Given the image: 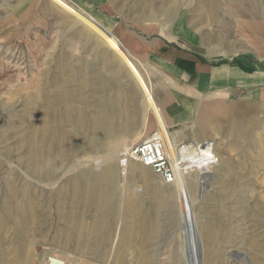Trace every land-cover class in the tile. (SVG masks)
Here are the masks:
<instances>
[{"label": "rangeland", "instance_id": "obj_1", "mask_svg": "<svg viewBox=\"0 0 264 264\" xmlns=\"http://www.w3.org/2000/svg\"><path fill=\"white\" fill-rule=\"evenodd\" d=\"M88 1L103 2L124 30L193 33L212 53L264 58V0ZM93 15L70 0H0V264H37L18 242L50 239L68 210L95 205L117 238L83 264H264V131L211 174L176 186L139 165L120 176V150L99 141L115 134L99 131L113 95L106 83L129 70L155 103L143 66ZM93 21L123 52L94 34ZM109 251L113 259H101Z\"/></svg>", "mask_w": 264, "mask_h": 264}, {"label": "crops", "instance_id": "obj_2", "mask_svg": "<svg viewBox=\"0 0 264 264\" xmlns=\"http://www.w3.org/2000/svg\"><path fill=\"white\" fill-rule=\"evenodd\" d=\"M70 2L94 13L93 16L104 21L108 31L115 29L113 35L143 66L146 73L143 77L155 103L153 106L149 103L129 70L127 76L112 77L114 82L106 84L114 86L105 90L113 95L110 94L108 108L100 110L99 131L115 134L100 138L102 146L121 152L154 132L166 130L172 145L211 140L219 157V167L228 162L236 145L250 148L254 146L251 141L261 138L260 133L264 131V58L212 53L204 49L202 41L193 33L191 37L184 33L176 39L158 28L124 30L107 14L103 2ZM116 170L119 174L117 162ZM103 174L96 175L103 178ZM94 207V210L79 206L68 210L61 217V223L55 224L56 231L52 227L50 239L35 241L30 246L19 241L17 250L24 254L29 251L27 259L37 263L44 254L72 264L100 259L93 251L99 244H109L112 249L117 228L108 222L111 218L105 209ZM85 243L95 245V249L82 247ZM111 258V251L101 257Z\"/></svg>", "mask_w": 264, "mask_h": 264}, {"label": "built area", "instance_id": "obj_3", "mask_svg": "<svg viewBox=\"0 0 264 264\" xmlns=\"http://www.w3.org/2000/svg\"><path fill=\"white\" fill-rule=\"evenodd\" d=\"M174 151L172 159L160 132H154L119 153L116 161L119 175L125 177L131 166L139 165L149 170L162 184L176 186L179 178L187 180L191 176L209 175L219 164V157L211 140L174 145ZM37 264L70 263L48 257Z\"/></svg>", "mask_w": 264, "mask_h": 264}, {"label": "bare ground", "instance_id": "obj_4", "mask_svg": "<svg viewBox=\"0 0 264 264\" xmlns=\"http://www.w3.org/2000/svg\"><path fill=\"white\" fill-rule=\"evenodd\" d=\"M92 26H93V30H94L96 36H98L102 40V42L104 44H107V45L111 46L113 49H115L117 51H123V49L120 47V44L118 43V41L115 38H112L109 34H107V32L104 31V29L99 24H96L95 22H93ZM154 111H155V113H157L156 110H154ZM162 127H163V125L161 124L160 128L162 129ZM162 138H163V140L165 142V145L167 146L168 143L170 142V139H169V136L165 133V130H162ZM167 148L169 150L170 158L173 159L174 156H175L174 147H173L174 153L171 152L170 147L167 146ZM45 256L46 255L44 254L43 257L39 260V262H42L43 260L48 258V256L47 257H45Z\"/></svg>", "mask_w": 264, "mask_h": 264}, {"label": "water", "instance_id": "obj_5", "mask_svg": "<svg viewBox=\"0 0 264 264\" xmlns=\"http://www.w3.org/2000/svg\"><path fill=\"white\" fill-rule=\"evenodd\" d=\"M121 46V45H120Z\"/></svg>", "mask_w": 264, "mask_h": 264}]
</instances>
